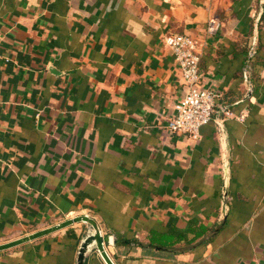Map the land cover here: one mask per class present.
<instances>
[{
    "label": "crops",
    "instance_id": "crops-1",
    "mask_svg": "<svg viewBox=\"0 0 264 264\" xmlns=\"http://www.w3.org/2000/svg\"><path fill=\"white\" fill-rule=\"evenodd\" d=\"M175 33L203 42L202 82L235 113L198 136L168 129ZM79 214L116 264H264V0H0V243ZM91 231L0 264H76ZM86 264L107 263L94 249Z\"/></svg>",
    "mask_w": 264,
    "mask_h": 264
},
{
    "label": "built area",
    "instance_id": "built-area-1",
    "mask_svg": "<svg viewBox=\"0 0 264 264\" xmlns=\"http://www.w3.org/2000/svg\"><path fill=\"white\" fill-rule=\"evenodd\" d=\"M218 28V23L212 18L208 22L206 31L208 34H212ZM165 43L175 56L185 85L183 96L175 104L176 113L168 125L169 131L198 136L200 128L204 124L214 120L217 124L222 125L226 118L235 116V113L223 103L222 92L206 86L202 82L203 42L188 33H175L167 35ZM225 164L227 170L223 181L227 186L230 177L227 159H225ZM223 197L228 200L226 189L223 191ZM224 206V211H226L228 204L225 203Z\"/></svg>",
    "mask_w": 264,
    "mask_h": 264
},
{
    "label": "water",
    "instance_id": "water-1",
    "mask_svg": "<svg viewBox=\"0 0 264 264\" xmlns=\"http://www.w3.org/2000/svg\"><path fill=\"white\" fill-rule=\"evenodd\" d=\"M76 222H87L92 226V231L88 232L81 241L78 249L76 264H86L89 253L94 249L100 252L102 258L107 264H116L108 253L105 245L106 243L112 242V235L103 234L98 221L89 214H79L50 225L46 228H42L29 234L22 235L18 238L2 242L0 243V251L13 248L31 240H35L67 226H70Z\"/></svg>",
    "mask_w": 264,
    "mask_h": 264
},
{
    "label": "trees",
    "instance_id": "trees-1",
    "mask_svg": "<svg viewBox=\"0 0 264 264\" xmlns=\"http://www.w3.org/2000/svg\"><path fill=\"white\" fill-rule=\"evenodd\" d=\"M157 236H159V237H157ZM164 237L167 238V239H163ZM174 237H176V239H178L181 236L180 235L176 236L174 234H166V235L165 234H163V235H159V234H155L154 235L153 234L152 237L150 238V240H151L152 244H156V245H161V246L167 247L166 245H170L172 243H175L174 241L172 242V241L168 240V239H173Z\"/></svg>",
    "mask_w": 264,
    "mask_h": 264
}]
</instances>
